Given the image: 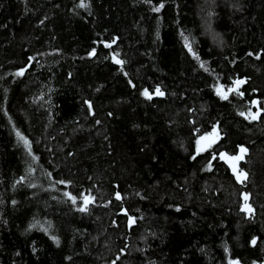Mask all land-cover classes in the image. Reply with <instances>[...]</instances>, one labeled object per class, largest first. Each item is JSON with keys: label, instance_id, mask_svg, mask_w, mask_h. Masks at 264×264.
Listing matches in <instances>:
<instances>
[{"label": "trees", "instance_id": "16d2710c", "mask_svg": "<svg viewBox=\"0 0 264 264\" xmlns=\"http://www.w3.org/2000/svg\"><path fill=\"white\" fill-rule=\"evenodd\" d=\"M0 264H264V0H0Z\"/></svg>", "mask_w": 264, "mask_h": 264}, {"label": "water", "instance_id": "95a60500", "mask_svg": "<svg viewBox=\"0 0 264 264\" xmlns=\"http://www.w3.org/2000/svg\"><path fill=\"white\" fill-rule=\"evenodd\" d=\"M238 81H242V83H237ZM235 84V86L231 89V90H237L240 88V86L244 83V80H238ZM254 104L256 107H258L259 103H258V99H255L254 100ZM263 112L262 109H258L257 110V116L261 115ZM233 165H235V171L233 170ZM228 166H229V169L231 171V173L233 175H238L239 172H240V160H232V159H229L228 160ZM243 211L246 212V213H249L251 211V206L249 203L245 204L243 206ZM255 243V240L253 241Z\"/></svg>", "mask_w": 264, "mask_h": 264}, {"label": "rangeland", "instance_id": "374dc122", "mask_svg": "<svg viewBox=\"0 0 264 264\" xmlns=\"http://www.w3.org/2000/svg\"><path fill=\"white\" fill-rule=\"evenodd\" d=\"M232 88H230L229 90H231ZM229 90H221V93L223 96L227 95V93L229 92ZM157 94V92H156ZM218 139V134L217 131H213L210 134L204 135L199 139L198 142V150L202 151L204 149H206L207 147H209L211 144L215 143ZM240 160V159H239Z\"/></svg>", "mask_w": 264, "mask_h": 264}, {"label": "snow or ice", "instance_id": "6c2138e0", "mask_svg": "<svg viewBox=\"0 0 264 264\" xmlns=\"http://www.w3.org/2000/svg\"><path fill=\"white\" fill-rule=\"evenodd\" d=\"M83 6V5H82ZM118 63H119V61H117ZM203 66V65H202ZM22 74V72L21 73H17V75H21ZM237 83H242V81H238ZM157 94H161L162 95V93H160L159 92V90H157ZM145 95H147V93H145ZM224 98L226 99L227 98V96L225 95L224 96ZM241 115H243V113H241ZM252 118L253 119H255L256 117L255 116H252ZM19 135V134H18ZM25 144H27V141H25ZM244 151H246L245 149H241V152L243 153ZM232 160H239V159H243V155H241V156H239V157H233V158H231ZM233 170L235 171L236 169H235V165H233ZM241 175H243V174H241ZM237 179H240V175H238L237 176ZM245 199H247V197H245Z\"/></svg>", "mask_w": 264, "mask_h": 264}]
</instances>
